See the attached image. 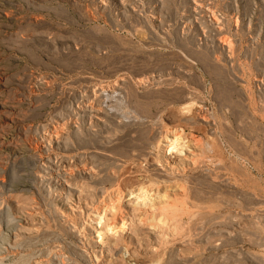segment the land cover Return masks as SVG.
I'll return each instance as SVG.
<instances>
[{
    "label": "rangeland",
    "instance_id": "rangeland-1",
    "mask_svg": "<svg viewBox=\"0 0 264 264\" xmlns=\"http://www.w3.org/2000/svg\"><path fill=\"white\" fill-rule=\"evenodd\" d=\"M0 264H264V0H0Z\"/></svg>",
    "mask_w": 264,
    "mask_h": 264
},
{
    "label": "bare ground",
    "instance_id": "bare-ground-1",
    "mask_svg": "<svg viewBox=\"0 0 264 264\" xmlns=\"http://www.w3.org/2000/svg\"><path fill=\"white\" fill-rule=\"evenodd\" d=\"M198 3H199V2H198ZM114 105H115V104H114ZM117 105H118L119 109H121V108L124 107L123 104H122V102H121L120 100H117ZM126 109H127V108H126ZM123 110H124V109H123ZM125 111H128V110H125ZM177 133H178V132H177ZM173 135H175V134H173ZM175 136H176V135H175ZM180 136H181V135H180ZM176 137H177V136H176ZM174 138H175V137H174ZM176 139H177V138H176ZM176 139H175V140H176ZM167 140H168V139H167ZM184 140H185V139H184ZM168 141H169V140H168ZM170 141H171V140H170ZM173 141H174V139H173ZM196 141H197V140H196ZM200 141H202V140H200ZM178 142H180V141H178ZM169 143H171V142H169ZM174 143H175V142H174ZM171 145H173V144H171ZM171 145H170V146H171ZM179 145H180V144H179ZM170 146L168 145L167 147H170ZM175 146H176V144H175ZM180 146H181V145H180ZM170 148H171V147H170ZM174 148L176 149V147H174ZM177 149H178V147H177ZM171 150H172V149H171ZM173 150H174V149H173ZM188 150H189V149H188ZM100 213H101V212H100ZM100 213H99V214H100ZM101 215H102V214H101ZM101 215H100V216H101ZM98 216H99V215H98ZM101 218H103V217H101ZM101 218H100V220H101ZM98 219H99V218H98ZM112 223H113V222H112ZM122 223H123V222H122ZM124 226H125V225H124ZM124 226H123V227H124ZM111 227H112V225H111ZM111 227H110V228H111ZM114 227L116 228V226H114ZM119 227H120V225H119ZM115 228H114L113 230H116ZM117 229H118V227H117ZM111 230H112V229H111ZM113 230H112V231H113ZM116 231H117V230H116ZM112 233H113V232H112ZM100 235H101V234H100ZM113 235H114V234H113Z\"/></svg>",
    "mask_w": 264,
    "mask_h": 264
}]
</instances>
